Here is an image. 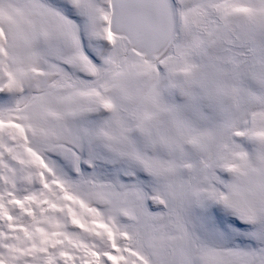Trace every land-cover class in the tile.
Listing matches in <instances>:
<instances>
[{
  "label": "snow or ice",
  "instance_id": "1",
  "mask_svg": "<svg viewBox=\"0 0 264 264\" xmlns=\"http://www.w3.org/2000/svg\"><path fill=\"white\" fill-rule=\"evenodd\" d=\"M0 264H264V0H0Z\"/></svg>",
  "mask_w": 264,
  "mask_h": 264
}]
</instances>
